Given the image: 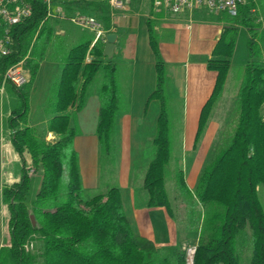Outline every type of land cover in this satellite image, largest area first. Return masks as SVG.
I'll return each instance as SVG.
<instances>
[{"label": "trees", "instance_id": "1", "mask_svg": "<svg viewBox=\"0 0 264 264\" xmlns=\"http://www.w3.org/2000/svg\"><path fill=\"white\" fill-rule=\"evenodd\" d=\"M30 1L33 13L15 27V50L3 58L2 64L4 71L31 49L26 61L29 82L20 89L11 86L19 101L8 120L12 144L21 156L23 168L20 179L2 189L10 212V244L0 248V264H188L186 250L160 248L133 229L119 187L86 195L74 148L76 130L70 124L71 109H82L90 85L101 75L97 135L101 147L111 146L120 90L114 57L104 54L105 41L91 46L89 39L70 49L47 105L51 117L40 125L29 124L31 84L56 37L55 23L47 18L46 4L42 0ZM70 4L69 12L82 10L93 14L109 30L108 2L77 0ZM260 15H264V0L241 6L236 17L225 14L227 23L207 61V67L217 72V79L202 108L197 138L223 95L239 28L248 29V60L237 94L236 112L229 118V128L233 130L224 143L215 147L193 193L182 171L177 175L180 192L192 195L202 206L192 228L198 235L193 264H241L239 251L243 246L251 250L250 264H264V206L259 197V188H264V53L258 43ZM148 23L156 72V87L149 99H160L163 107L153 138L155 154L145 172L143 187L149 207L164 206L172 212L165 186L171 155L164 99L166 67L155 22L149 19ZM80 77V85L75 89L73 83ZM49 132L55 134L54 139H47ZM25 152L31 156V167H27ZM31 168L41 174L42 181L29 207L26 195Z\"/></svg>", "mask_w": 264, "mask_h": 264}, {"label": "rangeland", "instance_id": "2", "mask_svg": "<svg viewBox=\"0 0 264 264\" xmlns=\"http://www.w3.org/2000/svg\"><path fill=\"white\" fill-rule=\"evenodd\" d=\"M261 23L258 43L264 53V15L259 16ZM87 34V33H81ZM249 31L245 26H240L239 34L232 56V64L227 77L228 81L225 86L222 97L217 102L211 117L207 123L203 133L198 136V128L195 126L200 113L199 107L202 105V98L195 101H188L187 92L183 83L179 85L180 78L184 74L182 63L176 61L178 56L176 50L178 45L170 36L164 35L161 42L165 45V64H166V83L164 99L166 101L167 115L169 119L171 155L165 171V186L169 196L172 212L169 215V228L171 227L173 243L171 245H158L160 248L174 247L186 250L188 264H192V257L197 243V233L192 228L198 220L199 213L202 212V206L196 203L192 195L182 194L179 189L178 172L183 173L186 183L193 193L200 173L209 160L215 147L224 143L230 136L233 129L229 128V118L233 112H236L237 94L240 88L244 67L248 60V39ZM125 50V59L123 64L119 65L118 81L120 90V104L117 113V121L112 135V143L108 148L101 149V184L97 189L90 188L87 196H93L105 191L108 187L119 186L127 181V177L131 176L132 188L134 189L133 207L143 209L146 206L147 192L143 187V179L150 160L155 154V146L153 138L157 129V118L162 109L160 99L151 100L146 112L144 111L143 100L136 102L134 106L130 99L133 96L129 93V84L132 74V60L138 56L136 48L135 36L127 35L123 41ZM142 66V65H140ZM139 66V67H140ZM51 68V65H49ZM183 68H186L184 66ZM50 69L45 67L39 75L41 81L37 82L36 88L33 86L31 106L36 105V100L44 90V80ZM151 71V69H150ZM149 72V70H148ZM147 72V73H148ZM142 74V72H141ZM140 76V71L137 77ZM184 76V75H183ZM102 85V76L98 75L89 87L90 103L89 105L75 117L74 128L80 136L96 129L98 121V110H95V102L99 100L100 88ZM142 98V96H140ZM191 98H194L191 96ZM96 99V100H95ZM18 95L11 85H6L3 93L0 92V135L5 133L9 137L8 112L18 105ZM198 106V110H197ZM135 108L136 110H133ZM41 112H38L40 115ZM135 113L133 120L130 116ZM233 124V123H232ZM40 125V124H39ZM95 125V126H94ZM233 126V125H232ZM8 140V139H7ZM27 167L32 166L31 156L25 158ZM5 168V169H4ZM23 162L16 161L11 166L2 167V174L10 179L14 173H21ZM33 169V168H31ZM35 170L31 174L30 188L26 195V203L30 207L32 200L36 196L41 187L42 177L35 174ZM197 175V178H196ZM195 180V182H194ZM259 197L264 206V188H259ZM3 193L0 190V208L4 206ZM129 212L130 207L126 199ZM135 203V204H134ZM7 222L2 215L0 217V243ZM184 240V244L182 241ZM241 256V264H250L251 250L249 247L243 246L239 251Z\"/></svg>", "mask_w": 264, "mask_h": 264}, {"label": "crops", "instance_id": "3", "mask_svg": "<svg viewBox=\"0 0 264 264\" xmlns=\"http://www.w3.org/2000/svg\"><path fill=\"white\" fill-rule=\"evenodd\" d=\"M125 9L110 11L111 14V26L108 31L117 34L114 48V63L119 69V65L123 64L125 59V50L123 47L124 38L127 35L135 36L136 48L138 49V56L132 60V78L129 84L130 94L133 98L130 102L135 106L137 100L144 102V111L148 109V105L151 100L149 99L150 94L156 87V72H155V56L150 45L149 34H148V21L149 19L154 20L157 32L159 33V49L165 63V52L164 44L160 41L161 38L170 36L178 45L176 55L178 59L176 61L182 63V69L184 70V76L179 80V85L183 83L184 88L187 92L188 101H195L203 96V103L199 107L200 113L196 123L199 125L200 115L203 106L212 94L213 88L217 79V72L210 70L207 67V61L212 56L213 49L219 39L222 27L227 23L225 14H214L206 9L196 8L193 10H185L183 12L172 14L165 11L156 10L153 7L152 0H124ZM258 1V0H257ZM55 23L54 43L47 49L45 57L41 60L36 77L32 82L31 86L33 89L36 88L37 82L41 81L39 75L43 69L47 67L49 73L47 77L43 78L44 90L40 99H37L34 108L31 106L33 89H31L29 97V124L39 125L46 123L51 117L47 113V105L51 96L53 87L59 78L61 68L65 63V59L75 45L92 39L91 46L94 42V32L89 29H83L80 26L70 22L66 19L55 18L52 19ZM81 33H87L81 34ZM106 44V41H105ZM105 47V46H104ZM90 57H87V61ZM51 65V68H49ZM142 65V66H140ZM140 66V67H139ZM186 66V68H183ZM166 67V64H165ZM151 69V71H150ZM149 70V72H148ZM140 71V76L137 77ZM142 72V74H141ZM148 72V73H147ZM227 77V81H228ZM81 77L74 81L73 85L75 89H78L80 85ZM226 81V84H227ZM166 83V82H165ZM225 84V86H226ZM225 89V88H224ZM99 94V93H98ZM90 93L86 96L85 103L80 110L72 108V114L70 119L71 126L75 124V117L83 111L90 103ZM142 96V98H140ZM194 97V98H191ZM158 99V98H156ZM96 100V99H95ZM100 100V97H99ZM95 110L100 108V101L96 100ZM13 110V109H12ZM11 110V111H12ZM133 110H136L133 108ZM198 110V106H197ZM9 111L8 119L11 114ZM38 112H41L38 115ZM132 114V113H131ZM136 116L133 113L130 119L133 120ZM8 126H9V120ZM99 119V113H98ZM98 124V121H97ZM95 126V125H94ZM9 137L3 133L0 135V190L2 191L4 185H9L17 182L21 173H14L10 179L2 174V167L11 166L14 162L20 161V154L16 151L12 144V130L9 126ZM55 138L53 132H49L47 139L52 140ZM8 139V140H7ZM74 148L79 156V165L83 185L86 192L90 189H97L100 187L101 181V142L97 135L96 129L90 131L87 134L80 136L79 133L75 134L74 137ZM24 157L30 158V154L25 152ZM5 169V168H4ZM40 174L35 172L32 175ZM41 175V174H40ZM127 181L120 185L124 208L129 218L133 229L147 238L153 240L156 245H171L173 243V236L171 227L169 228V215L168 208L164 206L160 207H149L148 206V194L146 206L143 209L133 207L134 202V189L132 188L131 176L127 177ZM197 178V175H196ZM195 182V180H194ZM109 188V187H108ZM128 200V205L126 203ZM135 204V203H134ZM4 215L6 219L5 231L2 236L0 248L4 245L10 244V233H9V219L10 212L8 205L4 203L3 208H0V217ZM184 244V240L182 241Z\"/></svg>", "mask_w": 264, "mask_h": 264}, {"label": "built area", "instance_id": "4", "mask_svg": "<svg viewBox=\"0 0 264 264\" xmlns=\"http://www.w3.org/2000/svg\"><path fill=\"white\" fill-rule=\"evenodd\" d=\"M47 7V18H61L94 32V42L106 41L110 31L93 14L82 10L69 12L71 2L77 0H42ZM108 2L112 11L124 10V0H100ZM153 7L159 11L177 14L185 10L196 8L206 9L214 14H228L231 17L239 15L241 6L257 2V0H152ZM33 13L30 0H0V92L3 93L6 85L17 89L23 88L30 80L29 69L26 61L30 56L31 49L20 60L8 65L2 71L3 58L10 56L15 50V27L29 18ZM43 23V22H42ZM41 23V24H42ZM33 169L30 170V173Z\"/></svg>", "mask_w": 264, "mask_h": 264}, {"label": "water", "instance_id": "5", "mask_svg": "<svg viewBox=\"0 0 264 264\" xmlns=\"http://www.w3.org/2000/svg\"><path fill=\"white\" fill-rule=\"evenodd\" d=\"M116 38H117V34L114 32H110L106 36V44L104 47V54L109 58H111L113 56ZM193 258H194V255L192 257V264H193Z\"/></svg>", "mask_w": 264, "mask_h": 264}]
</instances>
